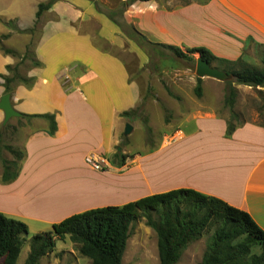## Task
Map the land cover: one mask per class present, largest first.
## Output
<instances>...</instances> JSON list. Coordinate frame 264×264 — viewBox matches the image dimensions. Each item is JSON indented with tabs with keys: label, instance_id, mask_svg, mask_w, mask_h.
Masks as SVG:
<instances>
[{
	"label": "crops",
	"instance_id": "obj_1",
	"mask_svg": "<svg viewBox=\"0 0 264 264\" xmlns=\"http://www.w3.org/2000/svg\"><path fill=\"white\" fill-rule=\"evenodd\" d=\"M42 2L0 0V37L14 51L0 49L1 75L11 76L9 67L23 59L31 40L23 31L38 26V65L23 72L31 81L11 84L12 104L22 115L7 124H17L25 156L12 181L2 180L0 168V212L38 233L92 208L189 187L248 211L264 230V126L246 121L227 134L230 119L201 101L195 94L199 76L189 80L187 69L185 79L172 81L180 99L166 100L165 131L143 150L126 146L123 153L132 157L113 166L108 158L130 123L122 114L144 100L147 88L130 71L126 53L140 59L137 71L148 62L146 55L128 36L116 35L109 19L98 40L88 24L91 15L71 2L57 0L38 21ZM134 8L140 11L137 26L154 44L206 47L230 61L241 59L245 42L264 45V0H189L171 9L150 0L135 1ZM4 83L0 76V99ZM152 102L157 100H150L149 110ZM43 114L55 116L53 134L48 119L23 117ZM3 121L0 109V129ZM88 155L106 157L109 168L94 169Z\"/></svg>",
	"mask_w": 264,
	"mask_h": 264
},
{
	"label": "trees",
	"instance_id": "obj_2",
	"mask_svg": "<svg viewBox=\"0 0 264 264\" xmlns=\"http://www.w3.org/2000/svg\"><path fill=\"white\" fill-rule=\"evenodd\" d=\"M56 1L49 0L39 4L36 15L38 21L42 13ZM135 1L150 0H129L130 3ZM165 46L180 58H188L190 53H199L212 65L216 61L224 63L225 67L221 69L233 75L236 82L264 87V61L262 67H257L241 59L230 61L219 58L206 47H194L185 52L174 45ZM2 49L6 53L14 52L8 48ZM34 65H38L37 61ZM16 68L17 66L9 67V70H17ZM0 76L5 79V92H10L11 84L18 80L17 75ZM19 80L31 81L23 76H19ZM236 92L237 89L232 86L225 97V105L231 108L232 116L235 115L232 108ZM195 94L198 97L203 95L200 77ZM144 106L143 100L122 115H140ZM23 117L46 118L50 122V133L53 134L57 129L55 116L52 114ZM144 122L147 123V120ZM235 126L236 123L230 120L227 134H231ZM7 127H3V130ZM3 130L0 129V135ZM147 131L151 132L149 126ZM6 148L12 153L13 159L3 160L4 182L12 181L18 176L25 156L21 149L11 145H6ZM143 218L157 233L160 264H176L188 246L205 233L210 235L200 264H264V230L250 213L221 198L189 187L147 195L122 205H107L73 214L53 224L50 230L38 232L31 237L30 251L24 264H38L39 259L54 247L56 240L65 239L66 236L79 244L80 253L90 259V264H124L132 226ZM25 235H29V228L24 221L0 212V264L18 263Z\"/></svg>",
	"mask_w": 264,
	"mask_h": 264
},
{
	"label": "rangeland",
	"instance_id": "obj_3",
	"mask_svg": "<svg viewBox=\"0 0 264 264\" xmlns=\"http://www.w3.org/2000/svg\"><path fill=\"white\" fill-rule=\"evenodd\" d=\"M49 0H44L47 2ZM64 2H71L75 4L78 12L86 13L87 16L91 15V24L93 26L94 36L98 40L101 39L100 31L103 29L104 21L111 20L116 26V35L128 36L130 40H133L138 46L140 51L146 55L148 62L142 68V71L138 70L141 65L140 59L135 53H126V58H129L131 64L129 66L130 71L135 73V76L141 80L142 84H145L144 89L145 107L140 115H132L130 117V123L135 124L134 129L129 135H125L124 131L120 133L118 149L116 146L114 151L109 156L111 164L114 166L124 163L122 157L129 155L124 154L126 146L130 145L131 149L143 150L145 144H154L159 133H163L166 129L165 121L169 117L168 109L166 108L167 99L179 100L180 97L174 94L172 90V81L175 77H185L184 71L187 70V76L189 80L198 77L196 73L197 59L200 57L199 53H190L188 58L177 57L173 50L168 48L159 42L154 44L148 39L150 36L137 26V14L138 10L134 8V4L129 0H58ZM161 6L168 9L174 8L181 4H185L189 0H157ZM46 11V10H45ZM87 24V23H86ZM87 24V25H88ZM38 26L35 24L33 27L23 31L30 34V42L28 48H26L23 59L18 62L17 70L11 71V76L16 74L18 81L19 76H24L23 72L27 68L34 67L36 60L35 56V40L37 38L36 29ZM145 33V34H144ZM18 37L22 35L21 32H17ZM141 35L142 37L138 38ZM104 46L106 44L101 43ZM129 46V42L127 43ZM4 38L0 37V49L5 48ZM244 50L242 52L241 60L250 65L262 67L264 61V45L256 44L253 42H245ZM183 51L187 52L189 47H180ZM109 48L117 50L115 47ZM21 63V64H20ZM213 65L219 68H224L225 64L218 61ZM15 66V67H16ZM18 71V73H16ZM31 79V78H30ZM185 79V78H184ZM188 79L184 84L186 87ZM183 81V79H182ZM203 96L200 97L201 101L211 104L219 112L221 116L228 117L234 123L253 122L264 126V87L252 86L236 82L234 77L229 80H218L212 77L202 78ZM237 89L235 95V102L232 110L235 115L232 116L231 108L225 105V97L229 92L230 87ZM187 88V87H186ZM156 99L157 102H152L154 105L151 110L148 108L150 100ZM152 105V106H153ZM158 110H157V109ZM151 112V118H150ZM162 112V116H161ZM145 119L147 123H145ZM7 129L3 130L0 135V168L4 166V159H12V153L6 148V145H11L16 148H22V133L19 132L17 124L8 123ZM151 128V132L147 131V127ZM14 127V128H13ZM125 130V129H124ZM109 163L106 167L109 168ZM111 167V166H110ZM104 168V169H105ZM103 169V170H104ZM34 227H30L29 235H25V241L22 246V251L18 259L17 264H24L28 253L30 251L29 240L37 233ZM209 233H205L200 239L191 243L188 248L182 254L180 260L176 264H200L203 258V254L206 250ZM124 264H160L158 253V236L156 231L146 224L145 219H140L135 222L131 229V236L129 238L128 247L126 249ZM38 264H90V259L83 256L79 251V244L70 240L69 236L65 239H57L52 249L48 250L40 259Z\"/></svg>",
	"mask_w": 264,
	"mask_h": 264
},
{
	"label": "water",
	"instance_id": "obj_4",
	"mask_svg": "<svg viewBox=\"0 0 264 264\" xmlns=\"http://www.w3.org/2000/svg\"><path fill=\"white\" fill-rule=\"evenodd\" d=\"M196 73L199 77H212L218 80H229L233 78V75L226 72L224 69H220L212 64H210L206 59H203L201 56L197 59ZM0 109L4 111V124L12 117H19L22 114L15 109L12 104V94L11 92H6L2 95L0 99ZM133 130V126L130 123L126 124L124 131L125 135H129Z\"/></svg>",
	"mask_w": 264,
	"mask_h": 264
},
{
	"label": "built area",
	"instance_id": "obj_5",
	"mask_svg": "<svg viewBox=\"0 0 264 264\" xmlns=\"http://www.w3.org/2000/svg\"><path fill=\"white\" fill-rule=\"evenodd\" d=\"M86 161L96 170H103L108 164L106 157L99 155H88Z\"/></svg>",
	"mask_w": 264,
	"mask_h": 264
}]
</instances>
